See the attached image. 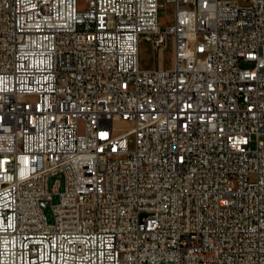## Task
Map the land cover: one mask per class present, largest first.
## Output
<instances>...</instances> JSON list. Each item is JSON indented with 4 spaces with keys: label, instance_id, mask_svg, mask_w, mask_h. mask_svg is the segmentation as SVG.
Instances as JSON below:
<instances>
[{
    "label": "built area",
    "instance_id": "2783aa9c",
    "mask_svg": "<svg viewBox=\"0 0 264 264\" xmlns=\"http://www.w3.org/2000/svg\"><path fill=\"white\" fill-rule=\"evenodd\" d=\"M0 264H264V0H0Z\"/></svg>",
    "mask_w": 264,
    "mask_h": 264
},
{
    "label": "rangeland",
    "instance_id": "374dc122",
    "mask_svg": "<svg viewBox=\"0 0 264 264\" xmlns=\"http://www.w3.org/2000/svg\"><path fill=\"white\" fill-rule=\"evenodd\" d=\"M173 20H174V7L170 4H167L165 7L161 9L160 23L163 27H165L167 24L172 23ZM174 53H175V46H174V39L172 36L168 37L165 46L160 51L157 50L156 52L153 50V43L150 39L144 38L140 43L141 65L146 68L154 67L157 65L161 67H172L174 64ZM252 146L255 147L256 143L253 142ZM57 178L63 180V175L57 174L51 176L49 178V185L52 186ZM61 189H63V185H61ZM58 201H59V194H55L53 197V203H58ZM50 210L51 207L48 206L46 208L48 214H50Z\"/></svg>",
    "mask_w": 264,
    "mask_h": 264
}]
</instances>
